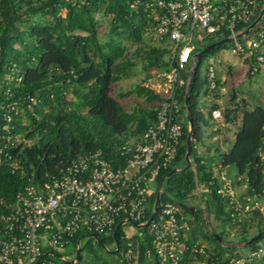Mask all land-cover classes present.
Instances as JSON below:
<instances>
[{
	"label": "trees",
	"instance_id": "obj_1",
	"mask_svg": "<svg viewBox=\"0 0 264 264\" xmlns=\"http://www.w3.org/2000/svg\"><path fill=\"white\" fill-rule=\"evenodd\" d=\"M150 1L0 0V146L6 143L0 165V213L6 211L16 193L26 185H42L79 156L99 150L115 165L124 164L126 156H121L117 147L136 140L155 122L161 95L154 89L136 83L112 94L114 84L132 77L139 63L146 76L151 69L168 71L171 59L167 57L165 40L146 41L147 33L155 32L156 23L147 6ZM99 15L106 19L107 27L102 33ZM221 38L207 36L196 41L194 50ZM201 58L196 59L188 90L184 84L176 92L181 110V138L174 158L159 170L139 221L149 217L162 177L186 163L187 115L192 124L191 164L163 179L158 207L167 200L191 205L186 201L202 186L198 207L193 205V211L181 207V215L190 224L187 240L199 239L223 255L264 243V216L253 213L240 221L233 220L228 201L217 192L220 177L214 174L215 166L221 170L232 168L234 175H227L237 187L244 185L247 194L264 193V105L248 108L245 99L233 93L230 100L233 106L213 102L208 108L204 104L199 107ZM188 75V69L182 71L183 78ZM246 75L251 76L247 72ZM219 85L220 80L215 78L211 88ZM129 96L141 100L126 109L121 99ZM214 108L221 110L226 123L238 122L232 142L225 139L227 149H221L220 145L213 147L217 159L215 154L200 153L196 148L203 141L201 123H216L211 116ZM7 115L10 121H6ZM217 132L218 128L209 135ZM6 136L10 137L8 143ZM5 154L18 162L17 169H11ZM204 211L207 219L211 215L217 223L225 221L235 231V240L242 243L243 250L225 243L223 231L216 226L208 230ZM121 220L122 217L117 218L108 233L97 232L106 247L114 243L113 230ZM147 228H139L140 233H125L121 227L117 233L120 248L131 241L141 257L151 247ZM211 231L218 233L221 241L214 239ZM259 233L257 240L246 243ZM87 234L75 233L65 246L71 258L77 239L83 236L81 259L84 251L99 264H111L113 261L102 256L103 247Z\"/></svg>",
	"mask_w": 264,
	"mask_h": 264
},
{
	"label": "built area",
	"instance_id": "obj_2",
	"mask_svg": "<svg viewBox=\"0 0 264 264\" xmlns=\"http://www.w3.org/2000/svg\"><path fill=\"white\" fill-rule=\"evenodd\" d=\"M147 6L156 22V38L165 40L171 59L162 87L154 89L161 95L155 122L136 140L117 147L126 156L124 164L115 165L97 150L73 159L42 185L18 191L0 213V264H65L67 256L50 252L58 253L75 233H108L120 217L142 223L150 184L174 158L181 138L176 92L187 85L196 65V41L212 35L229 38L230 53L242 60L245 72H264V0H151ZM185 69L187 79L182 77ZM207 79L213 87V65L207 67ZM221 115L219 108L211 111L214 119ZM10 119L7 115L6 121ZM5 139L8 143L10 137ZM5 146H0V165ZM5 155L11 169H17L18 162ZM219 177L217 192L228 201L233 220L253 213L264 216V193L247 194L244 185L237 187L224 172ZM146 227L150 249L140 257L126 241L111 264H264V243L219 255L199 239L188 241L190 224L172 200L161 203Z\"/></svg>",
	"mask_w": 264,
	"mask_h": 264
},
{
	"label": "rangeland",
	"instance_id": "obj_3",
	"mask_svg": "<svg viewBox=\"0 0 264 264\" xmlns=\"http://www.w3.org/2000/svg\"><path fill=\"white\" fill-rule=\"evenodd\" d=\"M103 22L100 29V33L107 27L106 19L102 15L98 16ZM146 41L149 43H158L154 31H149L146 36ZM131 49L133 47L130 46ZM213 65L215 71V78L220 80V85L217 88H211L209 81L207 79V67ZM163 72H158L156 69H151L148 72L147 76L144 72L141 71L140 63L137 65L135 74L126 79H122L116 82L113 86L112 94L115 95L119 90H124L132 87L136 83L144 84L152 89H160L164 82ZM198 76H199V107L204 104L205 108H208L213 102H217L221 105L227 104L233 106L230 103L231 96L233 93L237 98H244L247 102V107L252 108L256 104L264 105V72H259L251 76H247L245 73V65L242 60L230 53V43L225 42L211 51L205 53L200 61L198 67ZM141 100L136 96H129L121 99V102L126 109L132 108L137 101ZM229 101V102H227ZM221 111V110H220ZM204 114L207 117L206 109H204ZM237 116V115H236ZM235 116V120L237 117ZM238 122H229L226 123L223 119V115L216 121V123H211L210 125H204L201 123L202 129V142L204 147L213 148L218 145H225V139L228 138L229 142H232L234 131L237 129ZM212 128L217 129L218 132L214 139L208 133ZM228 142V143H229ZM224 143V144H223ZM200 144V145H201ZM211 149V148H210ZM205 154H215L214 150L208 151L205 150ZM215 159L218 158V154L213 155ZM232 170V168H230ZM156 183L152 182L150 184L151 189L155 187ZM203 190L202 186H198L194 190V196L189 198L186 202L191 205L198 207L200 203L199 195ZM208 230L210 226H216L218 231H223L224 242H230V245H233L240 250H243L241 247L242 243L235 240L236 233L234 230H231L228 224L225 221H219L218 223L210 215L208 218V224L206 225ZM122 229L126 233H140L139 228L125 223L122 225ZM253 230V229H252ZM252 230H250L252 232ZM93 239V238H92ZM264 239V237H263ZM84 237L81 239L82 244L84 243ZM208 243V241H206ZM96 246V245H95ZM107 249H113V245H108ZM102 256L109 261H114L117 259L119 252L110 253L103 248ZM58 253L64 254L68 259H71V253L67 247L59 248ZM83 258L80 261L74 262L73 264H99L97 260L89 257L83 251ZM51 258L58 260L55 256L51 255ZM62 263V262H61Z\"/></svg>",
	"mask_w": 264,
	"mask_h": 264
},
{
	"label": "water",
	"instance_id": "obj_4",
	"mask_svg": "<svg viewBox=\"0 0 264 264\" xmlns=\"http://www.w3.org/2000/svg\"><path fill=\"white\" fill-rule=\"evenodd\" d=\"M263 10H264V7H263ZM260 18V15L256 18L255 21H253L249 27H252L254 25V23L259 20ZM230 39L229 38H222V39H219V40H216L214 42H211L209 44H207L205 47H203L202 49L198 50L195 52V56L197 57H202L205 53L211 51L212 49H214L215 47L225 43V42H228ZM191 77V76H190ZM189 84H190V78L187 82V90L189 88ZM186 90V94H187V91ZM184 101L186 102V96L184 98ZM186 121H187V125H188V130H187V134H186V139H185V144H186V150H185V154H184V158H185V165L184 167L182 168H173L171 169L165 176L162 177L161 181H160V184H159V188H158V191H157V194H156V198H155V202H154V205H153V208L151 210V213L149 215V217L147 218L146 221L140 223V222H137V221H133V220H130V219H125V220H121L120 222L117 223L115 229L113 230V238H114V248L113 249H107V247L101 242V240L99 239L98 237V234L95 233V232H92V233H88L87 236L88 237H92L99 245H101V247H103L104 249H106L108 252L110 253H117L119 247H120V244H119V241H118V238H117V233L119 231V229L122 227L123 224L125 223H129L137 228H143V227H146L149 222L153 219L155 213L157 212L158 210V204H159V197H160V188H161V184H162V181L165 177L167 176H170L171 174H173L174 172L176 171H179V170H184L186 168H188L191 164V154H192V145H191V137H192V124H191V121L189 119V117L186 115ZM180 206L189 210V211H193L195 209V207L193 205H187L183 202H180ZM204 221L206 223V225L208 224V219H207V214L205 213L204 215ZM211 234L213 236L214 239L218 240V241H221V237L219 236L218 233L214 232V231H211ZM261 236V233L255 235V236H252L246 243L249 244L251 243L252 241H255L257 240L259 237ZM83 238V236H80L78 239H77V247H76V251H75V255L73 258L71 259H68V260H63V262L65 264H71V263H74V262H77L81 259V253H80V249H81V239ZM50 254H53L55 255L56 257L58 258H61V254L59 253H53V252H50ZM35 264H38V262H36Z\"/></svg>",
	"mask_w": 264,
	"mask_h": 264
},
{
	"label": "crops",
	"instance_id": "obj_5",
	"mask_svg": "<svg viewBox=\"0 0 264 264\" xmlns=\"http://www.w3.org/2000/svg\"><path fill=\"white\" fill-rule=\"evenodd\" d=\"M165 72H163V73H160V74H164ZM246 73V72H245ZM218 119H216V121H217ZM212 130H215L214 128H212ZM211 130V131H212ZM211 131L208 133V135L211 133ZM217 134V133H216ZM216 134H213V136H212V139H214L215 138V136H216ZM201 143H198L197 145H196V148H197V150H198V152H200V153H202V152H205V150H208V151H211V150H213V148L210 146V148H208V147H204L203 145L204 144H201ZM224 144V143H223ZM220 147H221V149H223V150H225V149H227V147H228V145L227 144H225V145H220ZM221 172H224L225 174H230L231 176L232 175H234V171L233 170H229V169H220L219 167H214V174H216V175H220V173ZM230 172V173H229Z\"/></svg>",
	"mask_w": 264,
	"mask_h": 264
}]
</instances>
